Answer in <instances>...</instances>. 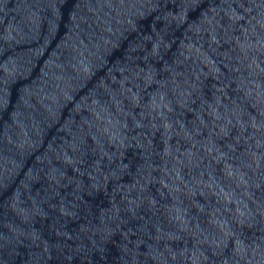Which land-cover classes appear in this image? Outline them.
<instances>
[{"label": "water", "instance_id": "obj_1", "mask_svg": "<svg viewBox=\"0 0 264 264\" xmlns=\"http://www.w3.org/2000/svg\"><path fill=\"white\" fill-rule=\"evenodd\" d=\"M0 264H264V0H0Z\"/></svg>", "mask_w": 264, "mask_h": 264}]
</instances>
